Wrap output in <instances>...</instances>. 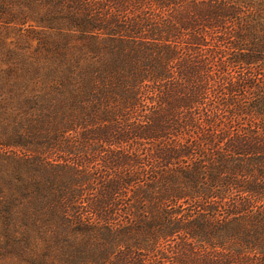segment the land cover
I'll use <instances>...</instances> for the list:
<instances>
[{"label":"trees","instance_id":"obj_1","mask_svg":"<svg viewBox=\"0 0 264 264\" xmlns=\"http://www.w3.org/2000/svg\"><path fill=\"white\" fill-rule=\"evenodd\" d=\"M37 1L69 7L80 42L41 48L49 58L31 77L45 91L28 103L45 115L7 139L73 153L82 129L108 152L99 172L41 155L0 168V213L13 222L0 257L144 264L172 240L174 264H264V0L20 2ZM101 5L127 22L97 17ZM84 186L96 190L89 220L76 204Z\"/></svg>","mask_w":264,"mask_h":264},{"label":"rangeland","instance_id":"obj_2","mask_svg":"<svg viewBox=\"0 0 264 264\" xmlns=\"http://www.w3.org/2000/svg\"><path fill=\"white\" fill-rule=\"evenodd\" d=\"M20 1L25 0H0V127L3 123L8 125V130L6 131H1L0 128V168L10 171L25 159L41 155L45 156L52 163L56 160L64 163L66 159H71L75 167H77V163L83 164L81 165L82 171L90 169L99 172L105 169L100 162L101 158L106 156L108 146L101 143L103 149L100 151L96 146H93V144H97V139L89 138L88 143H86L82 136V129L72 134L71 141L73 142V146H77L73 149V153L64 151L61 154L59 150H43L42 153H39V151L32 147L27 148L16 143L19 141L7 139L12 133L23 136L27 132L25 124L29 120L45 115V109H42L40 113L37 108L32 107L33 105L29 106L28 103L29 97L39 96L45 91L42 86L44 81L39 82L40 78L31 77L33 76L31 73L34 68H41L47 62L46 59L44 61L42 55L49 58L50 53H41V48L48 51L55 46L56 42L63 43L66 40L73 47L80 42V37L74 34L73 30L68 26L69 19L67 14L70 11L69 7H51L43 1L34 2L28 7L25 2ZM77 10L80 13H85L83 8ZM92 10L93 14H97V17L107 21H115L118 25L122 21L123 23L126 21L125 15L120 11L116 12L111 7L108 8V5L93 7ZM114 13H118L119 18L113 19ZM130 16H132V13ZM40 17H54V20L40 23ZM100 31H98V35L104 37L105 35ZM43 41L44 44L41 47L40 44ZM72 52L73 48L69 50L70 54ZM41 73L43 74L44 71L40 69L38 75L41 76ZM35 79L38 81L35 82ZM39 113L40 115H38ZM14 129H17L15 130L17 132ZM24 136L29 137L28 134ZM15 140H20V138L17 137ZM84 188L85 192L80 197L82 199L77 200L76 204L81 211L79 215L89 220L91 215L89 213L88 199L92 197L91 194H95L96 190L87 189V186H84ZM4 192H8V188ZM212 201H215V199H212ZM6 203L7 195L1 193L0 206ZM188 206L189 204L183 205L185 212ZM1 214H4L3 216L7 215L3 211L0 213L1 244L7 245L5 244L4 237L6 228L12 227L13 222L8 216L7 218L1 217ZM218 214H220V217L224 215L223 206L220 207ZM124 219V217H118L116 222H121ZM171 241L168 240L163 245V251L168 254L166 258H160L159 255H154V253L148 254L146 251L140 252L141 255L146 253L145 257L148 258L144 264H156V262L158 264H174L175 260L173 258L168 259L169 256L173 255L172 251L176 247V244ZM0 264H16V262L11 258L0 257Z\"/></svg>","mask_w":264,"mask_h":264}]
</instances>
